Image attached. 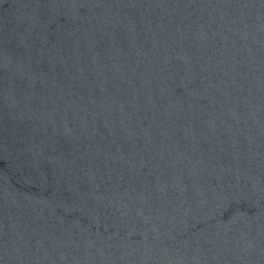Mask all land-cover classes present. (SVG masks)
I'll return each mask as SVG.
<instances>
[{"label":"water","instance_id":"1","mask_svg":"<svg viewBox=\"0 0 264 264\" xmlns=\"http://www.w3.org/2000/svg\"><path fill=\"white\" fill-rule=\"evenodd\" d=\"M0 264H264V0H0Z\"/></svg>","mask_w":264,"mask_h":264}]
</instances>
